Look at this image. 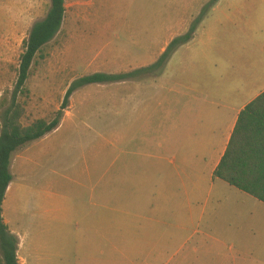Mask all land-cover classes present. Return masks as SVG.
<instances>
[{
  "label": "rangeland",
  "instance_id": "1",
  "mask_svg": "<svg viewBox=\"0 0 264 264\" xmlns=\"http://www.w3.org/2000/svg\"><path fill=\"white\" fill-rule=\"evenodd\" d=\"M92 1L99 20L88 30L109 26L115 49L142 58L139 62L158 55L166 38L179 32L181 22L200 6L199 0ZM49 3L50 0H0V101L5 99L6 107L15 90L29 25L45 18ZM71 25L69 15L65 30L42 48L33 63L27 92L18 98L26 108L24 125L38 119L52 121L75 80L98 72L129 70L110 66L111 59L98 55L100 43L81 49L71 37ZM12 27L19 30L13 32ZM162 71L145 73L135 80L148 82ZM119 87L93 84L76 91L64 111L62 126L47 135L43 143L33 142L14 154V177L7 191L5 211L12 209L13 227L24 243L20 255L27 258L28 264H145L134 254V246L142 236L147 208L154 202L161 181L145 179V175L136 177L134 164L142 159L147 163L151 148L142 149L132 143L146 132L120 130L121 100L104 95L119 91ZM150 103L129 102L131 107L139 108ZM6 107L0 105V124ZM228 189L221 204H210L198 234L167 244L168 252L149 264H264V211L254 207L259 203L254 198ZM244 204L249 206L247 214L254 211L256 233L250 244L253 253L237 260L231 240V215ZM23 206L29 209L25 217L21 214ZM237 222L239 218L233 224ZM210 230L215 239L204 238L203 233Z\"/></svg>",
  "mask_w": 264,
  "mask_h": 264
},
{
  "label": "crops",
  "instance_id": "2",
  "mask_svg": "<svg viewBox=\"0 0 264 264\" xmlns=\"http://www.w3.org/2000/svg\"><path fill=\"white\" fill-rule=\"evenodd\" d=\"M67 1L65 19L56 38L65 30V20L70 15L72 39L81 49L100 43L98 55L111 59L110 66L129 68L106 74H122L155 64L175 38L188 32V26L212 0H199V10L181 22L179 32L166 38L158 55L145 62H139L142 58L130 53L123 54L121 49L116 50L109 36V26L88 30L99 20L92 0H71L70 4ZM36 23L28 24L29 34ZM83 27L87 28L82 32ZM11 30L16 32L19 28L12 27ZM108 84L120 86L119 91L104 94L121 100L118 106L120 130L146 132L142 139L132 143L142 149L151 148L149 162L144 163L146 159H142L134 164L136 177L144 178L145 175V179L161 181L154 193V202L147 208L149 214L144 217L142 236L136 239L134 246L137 258L149 264L168 252L167 244L189 240L198 234L207 220L210 204H221L230 192L228 188H234L215 178V172L227 151L241 112L264 93V0H218L198 26L193 40L173 54L161 75L148 82L134 79ZM165 87V92L147 91ZM132 100H150L151 103L141 104L143 108L139 105L131 107L129 102ZM64 121L65 118L60 127ZM45 138L49 136L40 143ZM7 198L8 192L3 204V219L19 239V264H28L27 258L20 255L24 243L13 227L12 209L5 211ZM257 201L259 203L254 207L264 211V203ZM248 210L249 206L244 204L236 207L231 215V240L237 260L253 253L250 244L256 233L255 214L253 210L247 214L245 211ZM21 212L25 217L29 209L23 206ZM237 216L240 222L233 224ZM214 217L218 219L216 215ZM263 224L262 221V227ZM203 236L215 239L212 230L204 232ZM124 239L127 241L126 237Z\"/></svg>",
  "mask_w": 264,
  "mask_h": 264
},
{
  "label": "trees",
  "instance_id": "3",
  "mask_svg": "<svg viewBox=\"0 0 264 264\" xmlns=\"http://www.w3.org/2000/svg\"><path fill=\"white\" fill-rule=\"evenodd\" d=\"M217 2L218 0H212L205 6L189 31L175 38L152 66L131 73H95L81 77L68 88L62 106L52 121L38 119L24 125L26 108L18 98L27 92L26 84L36 57L43 47L56 38L65 19V0H50L47 16L32 27L28 39L24 42V53L17 68V82L11 103L6 107L7 101L5 99L0 101L2 108L6 107L4 122L0 124V264H19V239L10 231L3 219V204L13 181L11 165L14 154L28 144L55 132L62 123L64 111L69 107L71 97L81 88L93 84L134 80L145 73L151 75L161 72L173 54L193 40L198 26ZM215 178L264 203V93L241 112L227 151L215 172Z\"/></svg>",
  "mask_w": 264,
  "mask_h": 264
}]
</instances>
